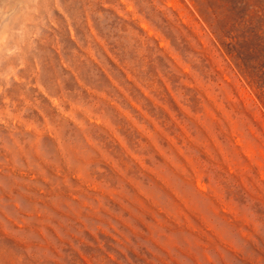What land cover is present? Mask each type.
I'll use <instances>...</instances> for the list:
<instances>
[{"label":"rangeland","instance_id":"rangeland-1","mask_svg":"<svg viewBox=\"0 0 264 264\" xmlns=\"http://www.w3.org/2000/svg\"><path fill=\"white\" fill-rule=\"evenodd\" d=\"M67 1L0 91V264H264V0ZM90 57L133 84L90 94Z\"/></svg>","mask_w":264,"mask_h":264},{"label":"bare ground","instance_id":"bare-ground-1","mask_svg":"<svg viewBox=\"0 0 264 264\" xmlns=\"http://www.w3.org/2000/svg\"><path fill=\"white\" fill-rule=\"evenodd\" d=\"M67 21V0H0V91L28 92L43 82L59 42L56 29L67 43Z\"/></svg>","mask_w":264,"mask_h":264},{"label":"crops","instance_id":"crops-1","mask_svg":"<svg viewBox=\"0 0 264 264\" xmlns=\"http://www.w3.org/2000/svg\"><path fill=\"white\" fill-rule=\"evenodd\" d=\"M114 14V12H111ZM110 14V13H109ZM101 19V17H99ZM129 42V38L127 37L125 40H123V43ZM111 57L113 58V54L110 53ZM117 66L114 68L107 67L105 64H103L99 59L90 57L88 59V63L84 67H79L76 69L70 68V75H73L77 78V80L80 82V84L83 86V88L87 89V91L92 93H99V84H97V81L100 79H104L105 81H108L111 83L114 87L116 86L117 90L119 92L125 91V87L128 85L133 84L134 82V72L129 67L128 63L125 62V60L122 59H115ZM119 61V62H118ZM85 62V61H84ZM115 72H119L116 73ZM95 74L98 77V80L95 81L93 79H86L83 78L87 75H93ZM119 107H122L121 104H117Z\"/></svg>","mask_w":264,"mask_h":264}]
</instances>
